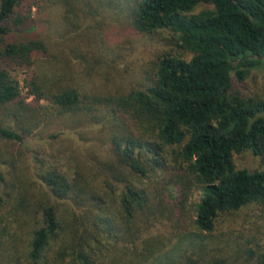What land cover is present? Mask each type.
<instances>
[{"label":"trees","instance_id":"1","mask_svg":"<svg viewBox=\"0 0 264 264\" xmlns=\"http://www.w3.org/2000/svg\"><path fill=\"white\" fill-rule=\"evenodd\" d=\"M42 3L62 10L47 37L34 15ZM203 3L212 6L197 11ZM111 21L147 36L170 30L180 50L158 52L139 85L108 87L119 55L105 40ZM262 66L264 0H0V140L76 115L110 142L73 177L0 166V264H229L204 258L195 236L225 213H264V170L234 160L264 154V93L237 86ZM158 220L179 233L167 251L173 233L147 235ZM251 230L249 257L264 264V232Z\"/></svg>","mask_w":264,"mask_h":264},{"label":"rangeland","instance_id":"2","mask_svg":"<svg viewBox=\"0 0 264 264\" xmlns=\"http://www.w3.org/2000/svg\"><path fill=\"white\" fill-rule=\"evenodd\" d=\"M42 3L44 8L35 7V16L42 33L47 37L56 33L62 23V10L55 7H48ZM211 7V4L199 5L197 11L204 7ZM89 18V16H88ZM87 20V19H86ZM105 40L109 46L119 51L116 55L111 50L108 59L115 56L114 67L111 69L109 79L104 82L108 87L112 84H119L129 88L135 83L139 85L145 78V70L150 67L158 52L165 48L171 51H179L177 40L170 30H164L153 36L134 33L131 28L120 22L111 21L104 26ZM79 35L75 40L79 41ZM85 75V74H84ZM26 74L21 71L23 93L27 94L28 89L24 84ZM83 77V79L87 78ZM82 78V77H81ZM88 83V81H85ZM244 93H264V66L253 70L250 75L237 85ZM32 98V97H31ZM43 103L45 101H42ZM76 115L58 118L55 121L46 122L39 127L32 136L21 142L0 140V166L7 170L14 163L31 174L39 166H57L63 169L70 177L75 174V168L94 165L98 159H105L110 152V142L107 131L101 124L93 123V120L79 119ZM23 150H22V149ZM234 160L237 166L249 169L264 170V154L257 155L248 150L235 154ZM39 194V192H37ZM198 196V193H197ZM260 229L264 232V213L260 212L257 206H247L240 211L223 214L217 221L216 229L211 233H200L195 236L201 248L204 258L221 256L227 259L229 264H252L248 254L249 247H258L251 229ZM172 242L166 240L164 251L173 246L179 237L168 221L158 220L154 226L147 230V235H158L164 238L171 234ZM247 247V248H246ZM187 251L195 258H198V248L190 247ZM159 255V251L155 253ZM108 260L104 264H109ZM107 262V263H106ZM185 264L187 262L185 261Z\"/></svg>","mask_w":264,"mask_h":264}]
</instances>
